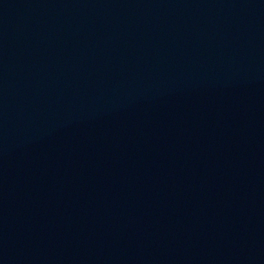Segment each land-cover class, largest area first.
<instances>
[{
	"label": "water",
	"instance_id": "water-1",
	"mask_svg": "<svg viewBox=\"0 0 264 264\" xmlns=\"http://www.w3.org/2000/svg\"><path fill=\"white\" fill-rule=\"evenodd\" d=\"M0 264H264V0H0Z\"/></svg>",
	"mask_w": 264,
	"mask_h": 264
}]
</instances>
